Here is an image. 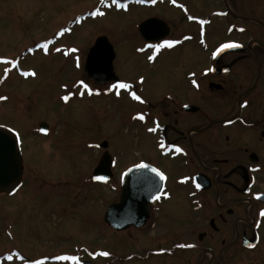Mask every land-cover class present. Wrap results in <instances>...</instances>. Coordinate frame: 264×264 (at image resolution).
<instances>
[{"label":"flooded vegetation","instance_id":"flooded-vegetation-1","mask_svg":"<svg viewBox=\"0 0 264 264\" xmlns=\"http://www.w3.org/2000/svg\"><path fill=\"white\" fill-rule=\"evenodd\" d=\"M159 3L176 10L178 36L171 38L168 26L165 38L144 40L135 51L144 54L149 66L163 55L177 62L192 54L196 65L180 69L177 77L180 97L169 88L154 91L145 74L129 80L115 72L117 78L103 85L89 78L103 94L126 96L137 106L130 121L144 126L151 157L167 162L165 170L148 156L127 167L146 163L164 174L162 192L149 203L147 218L123 231L113 228L105 215L121 198L127 168L118 178L113 169L105 181L92 174L93 184L112 183L111 191H120L103 218L94 214L93 222L103 220L115 233L127 231L128 237H111V247H104L98 237L94 249L81 246L77 252L39 258H29L13 245L0 255V264H264V39L258 36L264 33V0H156L154 6ZM216 32L223 38L214 41ZM164 41L176 43L154 47ZM230 43L237 46L222 52L221 45ZM33 53L34 43L21 56L0 57V66L11 63L10 71L28 78L32 75H24L19 64ZM116 58L117 52L114 71ZM121 82L131 87L112 89ZM132 92L141 99H134ZM21 188L0 194L12 197ZM172 204L178 206L176 211ZM3 214L7 213L0 207ZM114 244L125 250H116ZM71 253L78 255L77 262L58 259Z\"/></svg>","mask_w":264,"mask_h":264},{"label":"rangeland","instance_id":"rangeland-1","mask_svg":"<svg viewBox=\"0 0 264 264\" xmlns=\"http://www.w3.org/2000/svg\"><path fill=\"white\" fill-rule=\"evenodd\" d=\"M152 3L0 0V57L21 56L34 43L33 55L19 64L32 76L25 78L10 71L11 63L0 66L4 97L0 126L17 133L24 164L18 194H0V207L7 213L0 216V255L16 245L29 258H39L77 252L81 246L94 249L98 237H102L104 247H111V237H128L127 231L115 233L103 220L93 222L94 214L103 218L107 205L118 200L120 191H111L112 183L108 187L93 184L91 178L105 150L115 160L113 169L118 178L131 164L151 157V142L144 126L129 119L137 106L126 96L103 94L87 77L84 65L89 49L104 35L117 52L118 75L136 80L145 74L154 91L169 88L177 95L180 69L196 65L192 54L177 62L176 57L163 55L160 62L149 66L144 54L135 51L144 42L140 23L148 17L158 16L168 22L170 37L178 36L176 10L168 3ZM258 36L264 39V33ZM214 38H223V33H214ZM3 68L8 69L6 73ZM202 116L199 113L200 120ZM41 123L50 126L48 133L40 132ZM104 141L108 147L101 149L99 144ZM152 160L167 170L164 159L153 156ZM172 207L174 211L178 208L175 204ZM122 247L125 250L123 245L114 244L116 250ZM69 257L77 258L69 259L71 263L78 260L75 253Z\"/></svg>","mask_w":264,"mask_h":264},{"label":"water","instance_id":"water-1","mask_svg":"<svg viewBox=\"0 0 264 264\" xmlns=\"http://www.w3.org/2000/svg\"><path fill=\"white\" fill-rule=\"evenodd\" d=\"M139 29L148 41L160 40L169 33L167 23L155 17L143 21ZM115 56L114 47L109 39L104 35L98 37L86 58L85 71L88 76L100 84L116 79L113 65ZM40 127L49 130L46 123H41ZM101 147L106 149L108 142H102ZM142 164L147 167H140ZM142 164L127 171L120 200L111 204L106 212L105 221L118 231L126 230L134 224L137 226L142 224L147 218L149 203L154 202L162 192L163 179L153 171L156 168ZM112 166V155L106 150L94 170V176L100 179L110 178ZM23 172V157L16 133L10 129L0 128V193L13 192L20 185Z\"/></svg>","mask_w":264,"mask_h":264},{"label":"snow or ice","instance_id":"snow-or-ice-1","mask_svg":"<svg viewBox=\"0 0 264 264\" xmlns=\"http://www.w3.org/2000/svg\"><path fill=\"white\" fill-rule=\"evenodd\" d=\"M101 2L103 3V0H101ZM113 2H115V0H113ZM141 2H143V0H141ZM153 2H155V0H153ZM173 3H175V0H173ZM93 14L95 15V13H93ZM189 18L190 19H193V17H189ZM201 23H203V21H201ZM174 43H176V42L175 41H164V44H158V45H155L154 47H156L158 49L164 47L165 45L171 47ZM236 46L237 45L231 44V43L230 44H224V45H221V50L222 49H225V48L236 47ZM44 47L46 48L47 46L45 45ZM149 59H151V57ZM13 63H15V62L13 61ZM32 74L35 75V73H32ZM24 75H28V73H24ZM81 83L83 84V81H81ZM193 83H195V81H193ZM84 87L85 88H88V85L87 84H84ZM130 87H131V85L126 84V83H123V82L112 85V89H127V88H130ZM109 90H111V89H109ZM89 91H91V90H89ZM117 95H119V92L118 91H117ZM131 95L136 100H140L141 99V97L138 96L135 92H132ZM0 99H3V97H0ZM64 99L67 100L68 97L65 96ZM143 118H144L143 116H140V119H143ZM155 130H156L155 128L151 129V131H155ZM42 131H44V130L42 129ZM140 167H147V165H143L142 164V165H140ZM153 171L157 172L158 175L161 177V179L164 178V174L162 172H159V170L153 169ZM97 179H100V178L98 177ZM199 186L200 185L197 184V187H199ZM103 254L104 255H108V253H103ZM9 259H11V257H9ZM58 259H65V260L72 259V260H76L77 258L76 257H67V256H64V257H58Z\"/></svg>","mask_w":264,"mask_h":264}]
</instances>
